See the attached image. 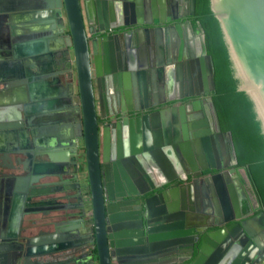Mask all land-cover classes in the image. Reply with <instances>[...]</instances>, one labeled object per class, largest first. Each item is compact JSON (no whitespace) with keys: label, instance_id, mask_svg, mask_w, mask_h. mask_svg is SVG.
I'll return each mask as SVG.
<instances>
[{"label":"water","instance_id":"1","mask_svg":"<svg viewBox=\"0 0 264 264\" xmlns=\"http://www.w3.org/2000/svg\"><path fill=\"white\" fill-rule=\"evenodd\" d=\"M195 1L0 0V160L15 154L11 164L0 161V201L5 199L0 219V264H8L15 257L5 239L14 222L12 215L7 221V211L18 213L26 199L54 191H40L35 184L60 175L62 165H66L62 151L54 149L55 135L81 138L84 150L97 262L92 253L83 258L80 252L73 257L75 264H112L110 248L114 245L121 264H231L242 246L239 234L264 247V207L260 199L259 212L243 219L241 206L225 194L224 184L234 188L237 156L231 131L221 130L211 95L215 89L214 67L204 32L197 28L194 36L191 21L182 20L194 15ZM209 8L218 21L237 90L251 101L264 136V0H209ZM129 9L131 16L137 17L131 23L144 28L132 40L129 34L118 31L129 24ZM64 19L67 46L73 57V64L64 70L71 83L67 84L68 91H52L44 86L45 81L48 77L57 81L62 71L52 64L53 52L39 44H45L49 24L60 28ZM84 21L93 36L92 50ZM113 29L116 33L107 34ZM41 58L49 63L42 65ZM95 82L110 117H119L112 128L105 126L102 131V160L109 165L105 166L106 179H112L110 190L120 200L107 206L100 168ZM145 96L153 102H146ZM193 97L183 104L146 111L154 104ZM43 136L50 137V143L42 147L47 150H33ZM110 146L111 154L107 149ZM35 153L45 154L47 160L37 162ZM195 159L202 164L209 162L203 169L234 166L223 171L226 182L220 173L204 180L210 188L212 211L202 208L198 196L194 199L190 184L179 182L187 178L182 171L188 170L187 164H195ZM242 168L253 185L247 167ZM22 172L24 177L19 175ZM155 190L150 198L141 197ZM128 197L132 198L124 199ZM246 208L253 212L248 200ZM28 210L32 211L24 209ZM112 211L119 212L118 222L111 217L112 226L107 227L106 213ZM229 221L236 227L220 228L209 237L200 235L206 225ZM257 231L259 235L254 237ZM53 239L38 238L35 243L49 245L37 252H47ZM74 244L70 248L78 250ZM28 245L29 240L19 256L34 253ZM211 247L215 248L214 255L207 258L204 251L209 254ZM161 251L167 260L158 263L156 256ZM175 252L180 256L176 262L170 258Z\"/></svg>","mask_w":264,"mask_h":264},{"label":"flooded vegetation","instance_id":"2","mask_svg":"<svg viewBox=\"0 0 264 264\" xmlns=\"http://www.w3.org/2000/svg\"><path fill=\"white\" fill-rule=\"evenodd\" d=\"M82 4V3H81ZM103 8V6L101 7ZM82 16L84 19V10L81 5ZM198 14L196 13V1H195V12L192 16H187L182 20H190L191 28L193 30L194 36L196 35L197 28L199 30H203L201 23L199 26L196 25V21L198 19ZM127 22L129 24L127 26H123L118 28L119 32H125L129 34L130 39L136 38V33H143L144 28L141 27L137 23H131L132 21H137V17H132L130 9L127 15ZM180 20H175L174 22H179ZM171 22V23H174ZM85 29L86 34L88 36L89 47L92 50V39L93 36L89 34L87 30L86 23ZM169 24V23H167ZM144 27H148L149 25H143ZM140 28V29H139ZM140 30V31H138ZM187 32V31H185ZM204 32V30H203ZM116 33V29L110 30L107 34ZM104 33L98 34V36L102 37ZM188 35V32H187ZM205 35V33H204ZM189 39V38H188ZM206 44V41H205ZM147 43H145V49L147 50ZM135 50V47H133ZM207 49V46H206ZM208 53V52H207ZM49 78V77H48ZM47 78V79H48ZM51 81V80H50ZM46 82V81H45ZM94 82V79H93ZM54 83H52L53 85ZM49 86L52 91H61L53 89V86ZM47 87V86H46ZM66 91V89H63ZM68 91V90H67ZM58 93V92H56ZM68 94V92H67ZM212 94V92H211ZM69 95V94H68ZM110 95H113L110 94ZM94 96L97 110V121L99 126V147H100V168L102 172V180H103V188H104V204L107 206L108 204L114 205L117 202H120L119 199H116L115 192L111 191L112 179L110 178V182L106 179V167L109 166L107 162L102 160V131L106 126L109 129L112 128L113 123L119 121V117H115V119L110 117V109L108 108L107 102L105 98H103L100 94V90L98 91V86L96 82L94 83ZM193 98H182L178 100H173L170 102H165L163 104H154L152 107L148 108L146 111H157L163 108H167L169 105L173 104H183L186 101H192ZM152 101L153 98H149V96H145V101ZM140 113V112H137ZM136 113V114H137ZM130 116L133 113H129ZM55 116H51L54 119ZM221 127V126H220ZM222 130V129H221ZM224 131V130H222ZM226 132V131H224ZM66 133V132H65ZM67 134V133H66ZM50 137L45 138V136L41 137L40 144L38 148H32L35 151H45L47 149L42 148L45 146L44 144L50 143ZM54 143L56 142V146L54 147L55 151H62L63 162L66 165H62V173L58 176L40 179L39 183L35 184V187L38 190H43L44 188L55 189L52 192L42 193L31 197L29 200H25L22 202V209L18 213L7 211V221L11 220V215L13 217L14 222L12 223V227L10 231L5 235V239L8 238L9 242H7V248L12 253H15V257L11 259L8 264H75L73 257L75 254L80 253L84 255L83 258H87L89 253H92L93 260L97 262V254L95 248V242L93 237V224H92V215H91V206L89 200V188H88V180L87 174L84 164V150L81 138H70L69 136L66 138H60L57 135L53 136ZM111 140V139H110ZM78 141V143H76ZM111 142V141H109ZM71 143V144H70ZM46 147V146H45ZM108 151H111V146L107 148ZM30 151H32L30 149ZM111 154V152H110ZM34 159L37 162H44L47 160L45 154H34ZM15 154H10L9 156H3L1 158V162L6 164H11L14 160ZM196 163L193 165L187 164L188 170L186 169L182 171L183 175L187 174V178L184 180H180V184L191 185L192 194L198 196L199 202L202 205V208L207 207L211 211L214 209L213 202L210 196V188L204 185V180L209 179L212 180V176H216L217 173H220L223 177L224 182H226V177L224 176L223 171H229V168H233L234 166L226 165L227 167L216 170L202 167L205 165H209V162L204 164L200 163L199 160H196ZM36 162V163H37ZM221 164L222 161H221ZM237 174L232 179L233 189H230L228 184H224L225 194L227 195L229 201L235 200L239 207L241 206V212L243 215V219L251 218L257 212H259V198L256 194L255 188L253 185H250L247 177L245 176L243 165L237 164L235 165ZM21 177H24L26 174L24 172L19 174ZM233 175V174H232ZM206 184V183H205ZM203 186V187H202ZM161 189H159L160 191ZM156 193L155 191H150L145 195H142L143 198H150ZM196 193V195H195ZM234 197V198H233ZM132 197L124 198L131 199ZM247 200L252 204L253 212H249L246 208ZM5 199L0 201V219L3 218V206ZM29 203L27 206L25 203ZM32 209V211H24V209ZM12 213V214H11ZM117 211L107 212L106 213V226H112L111 217L115 218L118 222ZM137 219V218H136ZM144 223V222H143ZM232 221L226 222L222 225H206L203 227L200 232L201 236H210V234L220 228H226V230L235 228V224H231ZM231 225V226H229ZM30 226V227H29ZM144 228V224H143ZM140 229V228H139ZM145 230V228H144ZM7 231V230H6ZM111 231V230H110ZM76 235V236H75ZM239 239L242 241V246L239 245V249L235 253L233 257V261L231 264H264V247H261L258 244H253L250 238L246 237L244 234H239ZM259 235V231L254 234V237ZM48 236H54V239L48 248H53L52 250H47V252H37L43 250L49 244H40L38 241H35L38 238L45 239ZM29 240L30 245H28L29 251L32 250L34 252L30 256L23 257L19 256L21 252L24 251L27 241ZM75 243V244H74ZM74 244L77 245V249L73 251L70 246ZM234 244V242H233ZM42 245L43 248H42ZM208 247V246H207ZM232 247V246H231ZM41 248V249H40ZM117 247L114 245L110 248L111 262L112 264H121V258L116 253ZM214 249L211 247V251L209 254L205 253L207 258L214 255ZM199 252V249L195 250V254ZM170 258L174 259V262L178 261L180 256L177 252L173 253ZM222 258V257H221ZM219 258V259H221ZM82 259V258H81ZM167 260L166 255L161 251L158 256H156V262L162 263ZM174 264V263H173Z\"/></svg>","mask_w":264,"mask_h":264},{"label":"trees","instance_id":"3","mask_svg":"<svg viewBox=\"0 0 264 264\" xmlns=\"http://www.w3.org/2000/svg\"><path fill=\"white\" fill-rule=\"evenodd\" d=\"M196 13L205 33L207 52L214 67L212 98L221 129L231 131L238 164L246 166L256 193L264 207V136L255 119L252 103L237 90L227 49L209 0H196Z\"/></svg>","mask_w":264,"mask_h":264},{"label":"crops","instance_id":"4","mask_svg":"<svg viewBox=\"0 0 264 264\" xmlns=\"http://www.w3.org/2000/svg\"><path fill=\"white\" fill-rule=\"evenodd\" d=\"M46 31H47V35L43 38L45 44L41 43L39 44V46L42 47L43 45H47V49L49 48L50 51L53 52V55L51 56V61L53 66L58 68L62 72L58 75L57 81L55 80V82H52L50 81L52 79L48 78L44 86H51L52 83H54L53 85L55 87H53V89L61 88L67 90V84L69 85L71 83V79L68 77L64 69H66L68 66H71V64H73V60H72L73 57H72L71 47L67 46L68 27L67 24L65 23V19H64L63 27L58 28L57 26H53L52 23H50ZM40 60L42 62V65L44 64L46 66L49 63V61L46 58H41ZM73 83H74L73 91L75 93L76 85L74 79H73Z\"/></svg>","mask_w":264,"mask_h":264}]
</instances>
